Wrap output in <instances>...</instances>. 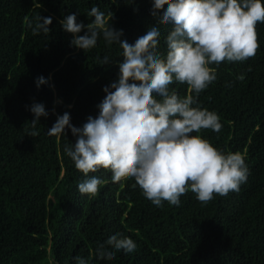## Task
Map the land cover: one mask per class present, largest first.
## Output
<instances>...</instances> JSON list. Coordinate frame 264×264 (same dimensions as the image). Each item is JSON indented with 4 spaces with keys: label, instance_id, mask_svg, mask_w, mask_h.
Segmentation results:
<instances>
[{
    "label": "trees",
    "instance_id": "trees-1",
    "mask_svg": "<svg viewBox=\"0 0 264 264\" xmlns=\"http://www.w3.org/2000/svg\"><path fill=\"white\" fill-rule=\"evenodd\" d=\"M38 2L41 8L33 0H0V264H76L77 256L88 264H264V23L256 26L254 57L210 65L217 79L199 94L198 105L220 117V132L192 133L224 154L240 153L247 181L207 204L189 191L179 206L163 201L157 207L134 179L114 183L106 169L85 177L64 152L75 143L71 131L47 132L65 112L76 127L96 117L103 89L118 79L122 62L120 46L102 36L92 50L72 46L61 20L77 14V22L87 25L96 6L114 14L112 26L133 44L156 24L161 55L171 25L157 24L153 0ZM39 13L52 18L51 31L34 36L25 18ZM105 56L108 64L101 63ZM41 76L47 83L37 88ZM169 88L181 97L190 94L186 83ZM33 103L48 112L36 137L28 134ZM93 175L103 181L99 192L81 194L78 184ZM117 233L131 238L136 249L121 250L112 260L97 256L98 244Z\"/></svg>",
    "mask_w": 264,
    "mask_h": 264
},
{
    "label": "clouds",
    "instance_id": "clouds-1",
    "mask_svg": "<svg viewBox=\"0 0 264 264\" xmlns=\"http://www.w3.org/2000/svg\"><path fill=\"white\" fill-rule=\"evenodd\" d=\"M33 7L42 5L33 0ZM87 15L94 18L87 25L77 22V14L60 21L63 30L73 36L71 45L86 52L96 48L102 36L108 45L120 46L122 62L118 79L103 89L105 97L97 105L96 117L89 116L82 127H76L65 112L47 132L62 136L65 129L71 131L75 143L65 145L64 152L76 169L85 177L100 169L110 170L114 183L134 179L157 207L163 201L179 206L180 197L189 191L204 204L215 195L239 191L249 175L244 157L224 154L192 133L202 129L220 132V117L201 108L198 96L217 79L210 65L255 56L259 49L256 26L264 23L261 0H153L151 15L157 24L171 25L166 55L158 50L161 31L156 24L133 44L121 39L123 31L112 26L111 11L106 14L93 6ZM25 22L34 36L51 31L52 18L40 13L26 17ZM109 62L107 56L101 61ZM174 82L186 83L190 94L181 97L170 91ZM46 83L42 76L36 79L37 88ZM30 111L34 118L28 134L36 137L39 119L48 112L42 103H33ZM102 183L93 175L78 184V191L94 196ZM136 247L131 238L117 233L98 244L96 255L112 260L117 252L131 253ZM75 260L88 264L79 256Z\"/></svg>",
    "mask_w": 264,
    "mask_h": 264
}]
</instances>
